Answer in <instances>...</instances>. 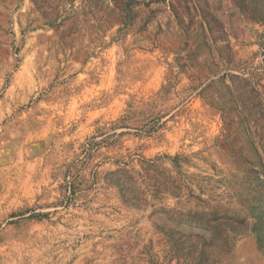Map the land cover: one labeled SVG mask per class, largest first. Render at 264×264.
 Wrapping results in <instances>:
<instances>
[{
  "label": "rangeland",
  "instance_id": "1",
  "mask_svg": "<svg viewBox=\"0 0 264 264\" xmlns=\"http://www.w3.org/2000/svg\"><path fill=\"white\" fill-rule=\"evenodd\" d=\"M0 264H264V0H0Z\"/></svg>",
  "mask_w": 264,
  "mask_h": 264
}]
</instances>
